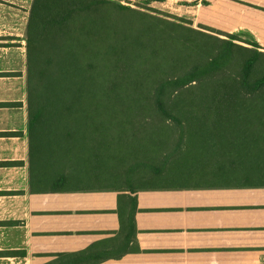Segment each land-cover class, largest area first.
Wrapping results in <instances>:
<instances>
[{"label": "crops", "instance_id": "crops-1", "mask_svg": "<svg viewBox=\"0 0 264 264\" xmlns=\"http://www.w3.org/2000/svg\"><path fill=\"white\" fill-rule=\"evenodd\" d=\"M118 1L159 6L193 29L255 41L264 53V0ZM33 2L0 0V264H71L80 255L76 264H264V141L210 126L187 144L176 136L162 145L154 131L139 147L142 113L95 102L34 117ZM65 120L77 128V152L66 153Z\"/></svg>", "mask_w": 264, "mask_h": 264}, {"label": "trees", "instance_id": "trees-1", "mask_svg": "<svg viewBox=\"0 0 264 264\" xmlns=\"http://www.w3.org/2000/svg\"><path fill=\"white\" fill-rule=\"evenodd\" d=\"M28 29L34 117L95 102L94 109L142 113L134 129L139 147L155 139L154 131L162 145L176 136L187 144L194 131L204 135L210 126L227 133L240 128L236 137L264 141V53L255 41L221 39L214 29L196 30L182 18L118 0H34ZM61 126L66 153L77 152L75 124ZM128 222L124 236L131 239L132 213Z\"/></svg>", "mask_w": 264, "mask_h": 264}, {"label": "rangeland", "instance_id": "rangeland-1", "mask_svg": "<svg viewBox=\"0 0 264 264\" xmlns=\"http://www.w3.org/2000/svg\"><path fill=\"white\" fill-rule=\"evenodd\" d=\"M154 6H156V5H154ZM157 9H151V8H149L150 10H152V11H155V12H157V13H161L158 9L160 8L159 6H157L156 7ZM163 10V9H162ZM145 11H148V9L146 8V10ZM163 14V13H162ZM197 30V29H196ZM212 35H214V34H212ZM214 36H217V35H214ZM221 39H229L228 38V36H226L225 34H220V36H219ZM243 45V44H242Z\"/></svg>", "mask_w": 264, "mask_h": 264}]
</instances>
